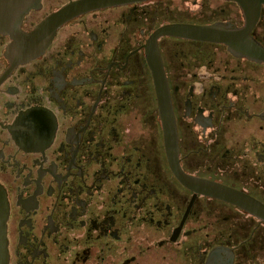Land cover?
<instances>
[{
    "label": "flooded vegetation",
    "instance_id": "obj_1",
    "mask_svg": "<svg viewBox=\"0 0 264 264\" xmlns=\"http://www.w3.org/2000/svg\"><path fill=\"white\" fill-rule=\"evenodd\" d=\"M75 4L37 58L0 33V187L8 264H264V63L166 26L245 28L233 0H41L32 31ZM249 36L264 47V5ZM174 118L173 172L148 53Z\"/></svg>",
    "mask_w": 264,
    "mask_h": 264
},
{
    "label": "water",
    "instance_id": "obj_2",
    "mask_svg": "<svg viewBox=\"0 0 264 264\" xmlns=\"http://www.w3.org/2000/svg\"><path fill=\"white\" fill-rule=\"evenodd\" d=\"M233 1L237 2L247 14L244 32L243 30L235 32L217 25H174L162 28L159 34L221 43L235 56L264 63V47L249 36V31L252 30L258 20L264 0ZM40 2L41 0H0V33L9 35L12 38V44L7 50V57L14 65L40 56L51 43L56 30L75 15L82 13L84 7L82 4L67 6L48 16L32 31L23 32L20 28L23 18L31 9H38ZM148 55V61L154 74L159 111L164 122L167 149L170 157H172L171 166L174 174L181 180L184 175L177 164V138L174 118L160 56L158 54L153 56L152 50L149 51ZM221 194L226 200H230L264 220V209L242 199H235L230 193L223 192ZM6 217L7 204L5 194L0 187V264H8Z\"/></svg>",
    "mask_w": 264,
    "mask_h": 264
}]
</instances>
